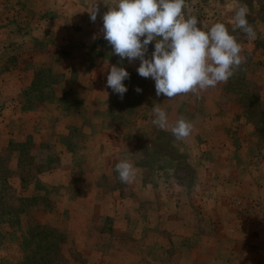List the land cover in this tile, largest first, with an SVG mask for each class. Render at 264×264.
I'll list each match as a JSON object with an SVG mask.
<instances>
[{
    "label": "crops",
    "instance_id": "crops-1",
    "mask_svg": "<svg viewBox=\"0 0 264 264\" xmlns=\"http://www.w3.org/2000/svg\"><path fill=\"white\" fill-rule=\"evenodd\" d=\"M225 6L214 0H0V155H10L8 182L23 197L33 195L34 181L20 184L13 173L16 154L10 153L8 144L26 142L29 155L42 160L46 150L55 155L53 162L45 161L50 167L36 177L52 210L38 214L43 224L62 235L59 250L66 264H80L70 256L72 247L84 257V264H107L108 256L117 258L118 238L130 234L134 223L151 225L145 234L151 235L153 245L158 243L157 250L166 245L159 243L164 233L180 230V235L196 239L221 231L226 249L241 248L248 255L247 264H264V226L259 225L264 202L255 195L260 188L252 180L238 178L244 167L232 145L237 128L248 124L237 102L220 104L222 100L214 99L236 56L230 45L238 42L239 49L246 48L228 34L241 22L231 19L238 5ZM149 8L151 13H145ZM201 8L212 9V19L200 17L192 24L190 12L196 11V16ZM160 10L170 17H159ZM259 31L260 38L264 28ZM115 42L125 48L124 69L147 80L144 88L151 91L144 92L123 123L106 113L120 78L114 53L106 49ZM36 70L60 77L43 99L37 92L26 93ZM188 89L196 101L186 102V107L199 113L181 118L176 92ZM153 91L160 93L158 99L152 98ZM180 122L186 135L191 133L189 126L196 131L204 123L213 127L205 143L210 156L193 166V192L169 176L166 190L156 186L160 181L156 176L141 184V176L129 174L132 168L142 170L136 163L143 153L135 143L162 139ZM77 138L78 146L69 142ZM122 179L127 188L120 186ZM136 180L140 183L134 187ZM210 186L216 191L207 194ZM234 196L241 198L242 210L235 211L229 203ZM188 218L195 222H180ZM165 220L170 229L160 225ZM136 259L133 264L150 260Z\"/></svg>",
    "mask_w": 264,
    "mask_h": 264
},
{
    "label": "rangeland",
    "instance_id": "rangeland-1",
    "mask_svg": "<svg viewBox=\"0 0 264 264\" xmlns=\"http://www.w3.org/2000/svg\"><path fill=\"white\" fill-rule=\"evenodd\" d=\"M214 1L225 4L226 5L225 7L227 9H230V6L236 3V0H225V1L224 0H214ZM255 1L257 3L264 5V0H255ZM211 10L212 9L210 10L207 9L206 11H204V14L206 15L205 19H208V18H210V20L212 19V16L209 13V12H212ZM247 10H248L247 7H235L233 11L235 13H232L231 19L237 22L239 18V20L241 21V18H240L241 15L247 13ZM160 11H161L160 13H156L157 15H159V17H163V18L170 17L167 15V12L162 11V10ZM145 13H148V14L151 13V9L149 8L148 10L145 11ZM194 14L190 12V15H189V20L192 24L195 23V21L198 18H200L201 15H203V13L201 14L198 12L196 13V16ZM228 15L230 14L227 13V16ZM201 18L203 19V17ZM215 20H217L220 25L219 17H216ZM239 24H241V22H238L237 24L238 26L229 28L228 34L231 37L238 36L240 38V35L238 34H242L241 33L242 31L244 32L243 36L251 37L252 34L256 32V31L252 32L251 30H249L251 26H254L253 24L248 27L245 26L246 29L249 28L248 31H246V29L244 30V24H242L241 26H239ZM191 26L192 25H190V27ZM258 32H260L259 29H258ZM261 33H260L261 37L259 38L261 48L257 49L258 50L257 55H254V56L252 55V58L250 60L249 72H248V78L258 85H263L262 83L264 81L263 80L264 79V32L262 34ZM238 44L239 43L237 42V43L230 45L232 46L231 50L236 53H239L240 51H242L243 49H239L241 47H240V44L239 45ZM106 49L114 53L115 57L112 60H114L116 64L118 65L120 75L122 74V72H129V71H126L123 67V61H124L123 57L125 55L124 46L115 42L108 46L106 45ZM131 74L133 75L134 78H137L138 80L140 79L143 82V85L141 87V90L143 91L142 96H144L145 91H147V93L151 92V91H148L146 88H144V84L147 82V80H145L144 78L138 77L133 73ZM158 82L159 80H157L155 84ZM190 92L191 91L189 89L176 92L177 99L179 102L178 104L181 103L182 105V107H178V114L181 116V118H190V116H193V114L199 113L198 111L196 112L194 107H192L190 110H188V108L186 107V102L192 101V100L196 101V98H194L193 96L191 97ZM152 93L154 94L156 93L155 95L153 94V97H152L153 99L154 98L158 99L160 97L159 92L153 91ZM168 95L169 94H167L165 98L168 97ZM223 95L224 94L221 93V97L219 98V100H222L220 104H223V103L230 104V103L236 102L234 100L228 101L227 99L223 97ZM205 111H208L206 107L202 110V112L205 113ZM131 115L132 113L129 115V118L131 117ZM108 116L111 118L110 115ZM183 126L184 125L181 122L176 124V131L170 135L167 134L165 137L163 136L162 139L158 138V139L152 140L151 142L140 141V142L135 143L137 149L139 150L141 149V151L147 150V154H144V156L141 157L140 159L138 157V160L136 163L138 166L141 165L142 170L136 171L135 169L132 168L131 169L132 172L129 174L134 173V174L141 176L142 177L141 184H143L145 182H151V179H153L152 174H154L155 172L154 168H158V167L159 169L162 168V170L157 171V173L159 174L161 173L162 179L156 182V186L162 188L163 190H166V185L169 183L167 181L168 173L162 166H163V163H165V161L170 162L169 160L170 158H172V160L180 164V167L181 166L183 167L182 173L186 174L185 176L186 179H184L183 183L181 182L182 186L185 187L186 190L191 191L192 190L191 186H193V183H194V171H195L193 166L196 167L200 159H203L206 161L208 156H210V151L206 149L205 143L207 139V132L209 133L213 131V127L208 125V123H204V127L201 129V131H196L193 129V126H189L188 131H190L191 133L190 135H186L188 132L184 134L182 133ZM242 126L244 127V129L237 128V131L235 135H233V140H232V145L238 149L239 151L238 157L243 162L242 166L244 167V173H239L237 175L239 179L248 178L249 181L252 180L254 182L253 184L256 185V187L258 186L260 188V191L255 193V195L264 202V142L263 141L259 142L255 139H251L250 136L252 135L253 130L250 124L240 125V127ZM69 142H73V144L76 145L78 143V138L71 139ZM149 143H152L154 145L159 144L158 146L162 147L161 152L159 151V153L162 154V157L159 156L158 160H155L156 156H155V153H153L155 150L154 145H149ZM199 144L204 146V150L202 149L201 151L199 150ZM46 151L47 153L43 155L44 156L43 160L49 161L50 163L53 162V160L56 159L55 155L52 154L49 150H46ZM168 152L170 153V155H167ZM29 158L33 165L40 163L39 157L36 156L34 153H31L29 155ZM33 181H34L33 195H31L30 197H27V196L23 197V196L16 194L18 197H21V198H31V197L36 198V200L32 202L30 207L28 206L24 207L25 211L20 215L18 225L13 228H10L7 226V224H0V234L2 236V242L0 243V253H1L0 258L1 256L2 258L0 259V264H18L22 261V257H23L22 249L24 248L25 242L27 240L25 233H26V227L29 221L34 219L39 224L48 226L42 223V220L39 219L40 214L38 213H41V212L45 213L46 211L47 212L51 211L52 201L48 199L46 195L47 191L41 188L40 184L37 183L36 179H33ZM211 181H213V179H211L209 182ZM139 183L140 182L136 180V183H134V187L139 186ZM119 184L120 186L122 187L125 186L126 188L128 185V183H126L124 179H122ZM162 189H157V191L161 192L162 194H165ZM193 190L191 192H193ZM214 191H216V189L213 188V186H210L207 189V194H211ZM229 203H231L235 211L242 210L243 206H245L242 203L241 198H239L238 196L232 197L231 202ZM261 205L262 206L260 207V209L262 210L264 214V203H261ZM163 208H165V206ZM187 215L191 217L192 213L189 211L187 212ZM228 215H230V213H228ZM262 216L263 218L262 220H260L261 222L259 223V225L263 227L264 226V222H263L264 215ZM207 220L210 223L219 224V222L214 221L212 219H207ZM184 221L195 222V219L193 218H188L187 220L182 219L180 222L183 223ZM234 221L235 220H220L221 223H229V222H234ZM164 224H166V226ZM160 225L161 226L163 225L168 229L171 228V226L168 225L167 220H165L164 223L161 222ZM150 226L140 225L138 223L132 224L128 231L130 232V234L125 233L124 235H121L118 238V242L120 245L119 247L121 249L120 250L121 252L118 253L117 258L115 259L111 258V256H108L110 258H107V261H106L107 264H133L137 260L136 257L150 259V260H144V261L142 260V263L144 264H147V263L148 264H151V263H154V264H190V263L191 264H239L237 262H240V264H247L248 255H246V251H242L241 248H238L235 250L226 249L227 248L226 244L223 243V241H221L222 238L225 237V234L221 231L219 232L215 231L213 233L214 235L204 234V236L202 237L192 239L190 236L186 237V236L180 235L179 234L180 230H178L177 232H172V234L167 236L166 235L167 233L166 234L164 233L165 230H162V227L160 226L158 230L159 229L160 231L162 230L161 233H164L165 235L164 234L160 235V236H163V238H159V243L160 244L163 243L166 245H164L165 246L164 248L161 247L160 245L159 249L157 250L158 243H155V245H153L155 241H153L152 239H149L151 235L145 234L146 233L145 231L150 229ZM49 228L50 230L55 231L53 228L51 227ZM156 229H157V226L152 228L153 231ZM60 236L62 238V235ZM183 238H186V239H183ZM200 238H202V240H200ZM53 239H54L53 241L56 242V237ZM235 239L237 241V237ZM147 240H148V244L146 245ZM62 243L59 245V247L62 246ZM167 243L169 244V248H166L168 246ZM11 244L15 245V247H10ZM241 245L243 247H246L245 244H241ZM152 246L154 247V249ZM59 247H58V250H59ZM210 247H215L216 250H210ZM217 248L219 249L217 250ZM58 250H57V259H56L57 264H66L64 256L61 254L60 250L59 251ZM68 251L70 252V256L73 259H76V260L78 259L80 261V264L85 263L81 259V258L84 259V257H82L80 253H77L74 247L70 248ZM97 252L101 253L100 251H97ZM130 255L134 256L133 260L130 257ZM86 259L87 257L85 258V260ZM100 260L103 262L102 258Z\"/></svg>",
    "mask_w": 264,
    "mask_h": 264
},
{
    "label": "trees",
    "instance_id": "trees-1",
    "mask_svg": "<svg viewBox=\"0 0 264 264\" xmlns=\"http://www.w3.org/2000/svg\"><path fill=\"white\" fill-rule=\"evenodd\" d=\"M238 7H247V13L241 15V23L245 26H251L246 31L251 30L254 32L250 40L251 43L247 44V36H243L244 32L238 36H235L240 43H245L246 48L236 53L231 59V64L228 68L225 76L224 84L222 85L223 97L228 101H236L242 110L244 120L252 127L251 139H255L259 142H264V86H259L255 82L248 78V72L250 67V60L253 55V51L260 49V40L258 37V29L264 28V5L257 3L255 0H236ZM201 17L206 18L204 14L205 9L201 8ZM59 76H54L50 72L36 70L34 72V78L31 82L30 90L26 93L37 92L40 94V98L43 99L44 95L50 94V86L59 81ZM143 82L129 72H122L120 75L118 84L113 92V95L108 103L106 113L111 118L118 122L123 123L129 119V115L133 109L141 103L143 91L141 87ZM221 93L214 99L219 100ZM50 96V95H49ZM46 98V97H45ZM74 131V130H73ZM159 143V142H158ZM149 145H154L149 143ZM154 145L156 159L162 157V147ZM10 153L16 154V168L13 172L15 176L20 180V184L25 186L30 180L36 179L37 175L46 171L50 167V163H46L40 159L39 164L33 165L29 158L28 143H10L8 144ZM143 156L147 154V150H142ZM167 155H170L168 152ZM8 154L0 155V224H7L8 227L13 228L18 225L20 215L25 211L24 207H30L32 202L36 198H21L18 197L15 191L10 186L8 179L11 177L12 172L8 168L9 162ZM170 162L163 163V168L167 171L169 177H175L183 183L186 174L182 173V166L178 162H175L170 158ZM153 176L158 179H162L161 173L157 171L162 170L156 168ZM185 169V168H184ZM188 169V168H186ZM32 177V178H30ZM154 178V177H153ZM26 242L22 249L23 257L22 261L18 264H57V250L59 245L64 241L63 237L50 230L48 226H44L36 222L34 219L28 222L26 227ZM56 237V242L53 241ZM2 242V236L0 234V243Z\"/></svg>",
    "mask_w": 264,
    "mask_h": 264
}]
</instances>
